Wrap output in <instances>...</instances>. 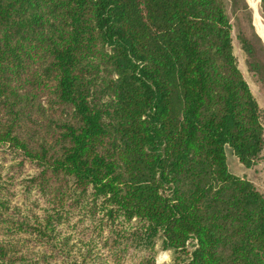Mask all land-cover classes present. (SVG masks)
<instances>
[{
	"label": "trees",
	"instance_id": "1",
	"mask_svg": "<svg viewBox=\"0 0 264 264\" xmlns=\"http://www.w3.org/2000/svg\"><path fill=\"white\" fill-rule=\"evenodd\" d=\"M231 29L224 0H0V264H264Z\"/></svg>",
	"mask_w": 264,
	"mask_h": 264
},
{
	"label": "rangeland",
	"instance_id": "2",
	"mask_svg": "<svg viewBox=\"0 0 264 264\" xmlns=\"http://www.w3.org/2000/svg\"><path fill=\"white\" fill-rule=\"evenodd\" d=\"M232 25L233 51L241 72L255 96L264 130V7L262 0H224ZM230 173L249 179L264 194V145L251 168L244 167L234 151L226 147ZM157 264L174 262L173 249L158 246Z\"/></svg>",
	"mask_w": 264,
	"mask_h": 264
}]
</instances>
